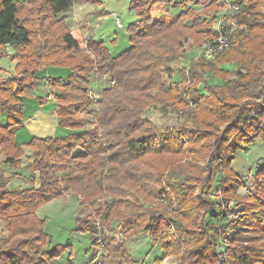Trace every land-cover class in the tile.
<instances>
[{
  "label": "trees",
  "instance_id": "obj_1",
  "mask_svg": "<svg viewBox=\"0 0 264 264\" xmlns=\"http://www.w3.org/2000/svg\"><path fill=\"white\" fill-rule=\"evenodd\" d=\"M218 1L131 0V46L114 56L103 41L83 40L60 15L73 0H0V57L16 61L15 73L0 78L3 163L22 165L24 91L46 79L39 76L45 68L53 71L48 81L59 125L70 130L27 142L37 186L10 188L18 173L7 174L0 163V222L7 228L0 264H58L71 245L52 246L38 210L68 193L82 203L103 201L100 222L79 219L77 227L94 244L101 226L100 264H134L127 240L142 234L153 242L150 252L161 248L155 264H264V166L246 194L239 193L246 181L232 167L239 149L264 141V0H239L235 16L248 28L215 58L180 63L186 42L199 46L212 31ZM160 4L181 9L155 14ZM95 75L115 84L103 89L86 129L80 116L92 111ZM151 109L171 110L176 120L160 126Z\"/></svg>",
  "mask_w": 264,
  "mask_h": 264
},
{
  "label": "rangeland",
  "instance_id": "obj_2",
  "mask_svg": "<svg viewBox=\"0 0 264 264\" xmlns=\"http://www.w3.org/2000/svg\"><path fill=\"white\" fill-rule=\"evenodd\" d=\"M130 2L131 0H98L96 2L90 0H73V7L60 15L66 16L68 25L71 28L77 29L80 34L83 35V40L93 38L97 41H103L109 48L110 53L116 56L131 46L128 28L130 24L136 20V15L130 10ZM218 2L221 7V1ZM191 5L197 7L198 9L203 7V4L200 3H191ZM185 7L186 5H183V8ZM179 10L180 8L168 9L165 5L160 4L154 8L153 12L155 14L166 13V15H175L179 13ZM222 11V9H219L218 11L212 13V15L215 14L214 16L218 17V15L222 14ZM230 14L231 17H236L235 12ZM218 22L217 18L214 19L212 31L206 34V37L201 45H194L192 43V39L189 42H186L185 50L180 59L181 65L186 66L189 60L203 56L201 51L203 43L214 35L215 27L219 26ZM15 69L16 61L14 60L13 55L10 54L9 56L0 57V78L14 74ZM213 79L215 80L214 76ZM45 83L46 85L42 80L39 84L40 87H42V91L45 92V95L42 98V100L45 101L43 107L52 111V107L56 105V101L54 93L51 89H48L50 81H48V84L47 82ZM109 85L108 75H95L91 81L90 91L96 92L97 96L100 98L102 96L103 89ZM92 105V111L88 115H83L82 117L80 116L82 120L85 119L83 123L86 129L92 127L91 124L95 118L98 102L96 104L93 103ZM39 107H41L39 99H25V117L31 118L34 116L36 109ZM147 113L160 126L172 124L176 120V114L171 110L163 111L161 109H151V111H148ZM6 117V113L0 117V122L2 124L6 123ZM69 132L70 131L67 127H60L57 130L56 136L64 135ZM25 136L29 138L27 142L30 141L32 136H34L26 123L17 134L20 141ZM27 142L24 146L26 148H30ZM5 158L6 155L0 150L1 167L4 168L7 174H11L13 172L18 173V176L10 182V188L33 187L39 184V174L37 175L32 173V171L27 168L28 163L31 161L26 159V157H23V165H21L20 168H14L9 164L3 163ZM102 202L103 201L101 199H98L94 203H82L81 195L77 196L73 193H68L64 196L57 197L40 207L38 215L41 218H46L47 220L45 229L50 237L52 246L71 245V248L65 250L63 256L58 260V264H100L102 262V257L105 251L103 248H99L97 245V239L99 237L103 238L102 235L104 233L100 232L102 230L99 223L96 224L98 233L96 234L97 239L94 244L92 243L88 232L82 233L77 231V227L82 223V221L80 223L79 219L87 220L94 218L96 221L100 222L99 214H97L96 211ZM116 228L114 231H116ZM6 232V224L1 221L0 236L6 234ZM115 234L116 237H118V233ZM122 237L123 236H119L118 238ZM152 243L151 238L145 234L140 236H131L128 238L127 246L132 251L136 259L134 264H155L154 260L156 257L160 256L161 248L159 246H153L154 249L150 252ZM162 264L176 263L172 260H166Z\"/></svg>",
  "mask_w": 264,
  "mask_h": 264
},
{
  "label": "crops",
  "instance_id": "obj_3",
  "mask_svg": "<svg viewBox=\"0 0 264 264\" xmlns=\"http://www.w3.org/2000/svg\"><path fill=\"white\" fill-rule=\"evenodd\" d=\"M225 66L231 67L232 65H225ZM52 72L53 71L50 70V68L43 69L40 72L39 76L46 79L44 80L41 79L40 82L43 80L45 85H46L45 82H47L48 84V76H50ZM40 82L34 88L25 89L24 95L26 99L37 100L38 97H42V98L44 97L45 92L42 91V87H40L39 85ZM48 89L50 90L49 86ZM43 105L44 104H42L41 107L36 109L34 116H32L31 118L25 117V123L26 125L29 126L32 135L34 136L37 137L56 136L58 128L61 127L59 125V118L56 115V105L52 107V111L44 108ZM27 140H29V138L25 136L22 138L21 141L20 140L19 141L24 146ZM23 148L26 152V155L24 157H26V159H28L29 161H32L34 156V151L31 148H26L25 146ZM262 166H264V141L261 138L257 139L248 146H245L244 148L239 149L237 151L236 158L232 161V167L246 181V186L239 189L240 194H246L249 190L250 191L254 190L253 175L257 171V169H259ZM35 174L38 175L37 172Z\"/></svg>",
  "mask_w": 264,
  "mask_h": 264
},
{
  "label": "built area",
  "instance_id": "obj_4",
  "mask_svg": "<svg viewBox=\"0 0 264 264\" xmlns=\"http://www.w3.org/2000/svg\"><path fill=\"white\" fill-rule=\"evenodd\" d=\"M220 5L222 14L219 15L218 23L219 26L215 27V33L210 38L211 40H207L203 43V46L201 48L202 54L207 57L208 59H213L219 52L229 47L231 39L234 35V33L238 30H246L248 28L246 23L240 22L237 20V18L231 17L230 13L236 12L239 10L242 6V2L239 0H220ZM246 0H244L245 2ZM243 2V3H244ZM121 26V24H120ZM109 84L114 85L115 80L109 79ZM90 96L92 97V101L94 104H96L99 100V97L97 96L96 92H89ZM229 206L234 207L235 202L233 200L228 202ZM229 217L231 218H237L238 215L235 212H230ZM123 236L122 232H118V237ZM97 245L99 248L104 249V240L103 238L99 237L97 239Z\"/></svg>",
  "mask_w": 264,
  "mask_h": 264
}]
</instances>
